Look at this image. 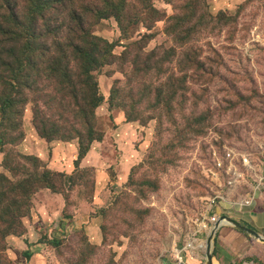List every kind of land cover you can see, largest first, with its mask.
<instances>
[{"label":"rangeland","instance_id":"1","mask_svg":"<svg viewBox=\"0 0 264 264\" xmlns=\"http://www.w3.org/2000/svg\"><path fill=\"white\" fill-rule=\"evenodd\" d=\"M152 1L167 16L130 39L112 18L91 28L118 56L144 34L158 55L134 75L133 47L97 74L103 136L79 170L77 139L41 137L32 96L4 109L0 84V264H25L14 251L29 241L42 242L32 264H206L214 207L264 191V0ZM172 16L183 29L166 33ZM228 150L253 166L233 190L216 167ZM212 256L264 264V243L246 234L227 250L215 236Z\"/></svg>","mask_w":264,"mask_h":264},{"label":"trees","instance_id":"2","mask_svg":"<svg viewBox=\"0 0 264 264\" xmlns=\"http://www.w3.org/2000/svg\"><path fill=\"white\" fill-rule=\"evenodd\" d=\"M190 2L185 0L186 6L191 7ZM166 16L152 0H0V84L11 91L2 101L4 109L26 105L32 96L39 135L48 141L77 139L75 165L79 170L91 144L103 136L95 127V110L103 102L97 74L128 56L133 47L134 75L142 74L137 69L141 57L152 61L158 55V49L144 52L143 41L149 38L144 34L125 45L118 56L113 52L116 45L95 35L92 26L112 18L121 38L130 39L140 26L149 29ZM182 23L180 17L167 18L166 33H176ZM63 115L70 117L63 119ZM58 116L59 120L54 119ZM66 127L70 129L61 131ZM43 174L60 176L50 169ZM46 184L57 191L55 183ZM23 256L29 260L31 254L26 251Z\"/></svg>","mask_w":264,"mask_h":264},{"label":"crops","instance_id":"3","mask_svg":"<svg viewBox=\"0 0 264 264\" xmlns=\"http://www.w3.org/2000/svg\"><path fill=\"white\" fill-rule=\"evenodd\" d=\"M215 211L216 216H226L228 218H231L239 222L243 226H246L247 228L255 231L260 236L264 237V191L261 188H258V190H256L254 197L248 204L236 206L234 208L230 206H223L216 209ZM245 236V233L227 225L222 226L216 234V237L219 238L222 243V247L227 250L228 248L234 246L235 241H243L245 239ZM32 243H34V241H29V244H26L21 248L17 246L16 248H18V250L14 251L16 255H18V258L23 259L25 264H32V257L39 256V242L35 244ZM32 245H35L33 249L35 248L36 250V253H34L33 256ZM26 251H29L31 254L29 260H26V258L23 256V253ZM225 262H227L228 264H232L231 259H227L226 257H224L223 259L213 258V264H225ZM170 264L178 263L173 262Z\"/></svg>","mask_w":264,"mask_h":264},{"label":"built area","instance_id":"4","mask_svg":"<svg viewBox=\"0 0 264 264\" xmlns=\"http://www.w3.org/2000/svg\"><path fill=\"white\" fill-rule=\"evenodd\" d=\"M216 167L220 170H224L228 175V187L229 189H235L240 181L244 178L243 171L240 169L251 170L253 168L252 162L248 155L242 153H235L232 150H228L222 158H217ZM248 204V203H247ZM215 201L211 204L214 207ZM218 209L217 206L214 207ZM220 220V216H214L211 220V225L214 227ZM225 226V225H223ZM179 264H184L183 259H179Z\"/></svg>","mask_w":264,"mask_h":264},{"label":"water","instance_id":"5","mask_svg":"<svg viewBox=\"0 0 264 264\" xmlns=\"http://www.w3.org/2000/svg\"><path fill=\"white\" fill-rule=\"evenodd\" d=\"M223 225H227V226H231L249 236H252L253 238H255L257 241H260L262 243H264V237L260 236L258 233H256L255 231L251 230L250 228H247L246 226H243L242 224H240L239 222L228 218L226 216L220 217L219 222L213 227V230L211 232V235L207 241V246H206V264H213V256H212V245H213V241L214 238L217 234V232L219 231V229L223 226Z\"/></svg>","mask_w":264,"mask_h":264},{"label":"bare ground","instance_id":"6","mask_svg":"<svg viewBox=\"0 0 264 264\" xmlns=\"http://www.w3.org/2000/svg\"><path fill=\"white\" fill-rule=\"evenodd\" d=\"M191 247V246H190Z\"/></svg>","mask_w":264,"mask_h":264}]
</instances>
